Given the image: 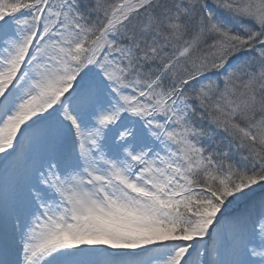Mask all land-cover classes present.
<instances>
[{
    "label": "snow or ice",
    "instance_id": "snow-or-ice-1",
    "mask_svg": "<svg viewBox=\"0 0 264 264\" xmlns=\"http://www.w3.org/2000/svg\"><path fill=\"white\" fill-rule=\"evenodd\" d=\"M0 264H264V0H0Z\"/></svg>",
    "mask_w": 264,
    "mask_h": 264
}]
</instances>
